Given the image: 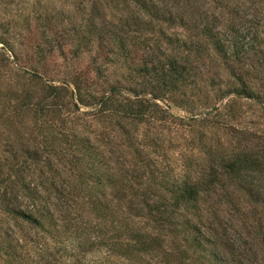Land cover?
<instances>
[{
  "label": "trees",
  "instance_id": "16d2710c",
  "mask_svg": "<svg viewBox=\"0 0 264 264\" xmlns=\"http://www.w3.org/2000/svg\"><path fill=\"white\" fill-rule=\"evenodd\" d=\"M28 1H33L32 4L26 3L31 4L30 13H34L36 5L40 2ZM221 1L224 0H125L130 8L127 15L124 16L123 10L118 7L112 28L106 32L100 31L94 24L93 15L99 10L98 0H64L65 3L57 15L59 17L67 13L68 22L62 21L59 28L56 24H51L53 19L51 14L45 16V20L43 16H37L34 19L37 30L46 40L37 46L36 51L32 47L34 50L32 54L41 55L44 52V45L48 46L49 51L52 52L59 48L70 71L67 73V78L61 81L62 85H57L54 80L48 83L43 78V74L36 69L28 71L18 67L17 74L26 79L27 89L16 92L8 89L7 93L0 91V100L3 99L1 102L3 109L0 108V110L13 109L8 113L15 117L32 112L40 134L45 132L41 135L40 145L34 148L27 146L26 150L13 149L8 152L11 159L9 157L4 159V165L8 166L10 171L8 181L15 179V182L11 183H18L20 191L17 195L11 191L13 193L11 195L7 189L8 186H5L0 193V216L9 219L20 230L27 226L31 227L36 234L29 238L24 233L13 232L12 225L6 230H0V256L12 258L14 261L23 258L22 253L27 254L28 257L33 256L34 253L37 254V245L42 236L49 248L53 246L54 250H57L46 249L43 251L44 254L40 253V256L44 257V264H73L74 262L71 261H75L76 264H93L86 259V255L94 254L96 250L102 248L107 249L110 255L118 248L126 261H133L140 253H147L154 239L148 236L141 237L139 233L134 235L135 233L130 229L127 230V234L129 237L133 235L130 242L134 243V240V245L130 243L123 245L122 236L118 235L120 244H117V248H113L108 244L109 231L107 227L105 229V226L103 230L97 229L94 240L90 242L87 240L92 233L88 234L89 223L83 222L78 217L80 208L74 212L73 207L80 206L79 192H82L88 202L84 205L86 206L84 209L93 207L90 216L92 221L103 223L107 221L109 207L105 208L100 196H89L82 191L93 188L99 181L103 182L110 178L107 173L111 170L110 165L104 162L101 152L106 150L111 153L110 148L114 147L124 154L131 152L137 154L140 147L154 149L153 146L158 141L157 136L154 135L151 142L142 144L143 137L136 139V132L130 135L127 125L136 127L152 122H163L166 117L159 102L165 103L168 99H173L177 106L189 107L190 111H194L210 102L209 93L212 91L224 92L222 83L216 85L215 80L208 76L206 70H211L208 60L222 68L223 74L230 71L229 74L234 79L228 82V87L231 88H225L227 90L223 93V98L234 94L238 99L244 97L256 102L261 101L260 99L264 100V82L262 81L261 85L263 91L260 92L254 80L255 73L259 70L254 66V61L252 62L255 58L258 59L257 63L264 66V32L254 34L245 29L235 30L232 26L228 28L229 30L225 29L223 10H219L223 9L220 7ZM64 6L69 7L64 8ZM217 10L218 13H216ZM40 22L45 24L41 25ZM165 26L179 29L181 34H170L164 29ZM20 27L16 25L17 30H22ZM150 33H157L159 36L154 40V36L151 38L147 36ZM98 34L99 43L95 39ZM66 42L70 47L68 51L61 45V43L66 45ZM0 44L6 45L9 49V51L6 48L0 50V54L5 55L4 61L8 65L18 66L16 62L19 54L15 48L18 45L17 42H11V38L3 36L0 38ZM95 45H98L99 49ZM29 49L26 46L23 50L27 52ZM23 50L19 51L20 54H23ZM96 50L108 56V65L117 63V66L127 73L125 75L127 86L111 85L102 93L93 90L96 88L93 86H98V83L89 82L88 86L86 80L87 77L90 78L92 68H77L74 61ZM99 71V77H96L98 80L103 70ZM84 77L86 80L82 81ZM36 95L41 96L38 97L37 102H34ZM71 106L78 109L80 106L91 109L95 120L104 119L105 122L110 121V123L117 120L118 132L113 131L112 136L107 133L102 134L100 138L92 140L91 136L88 138L70 136L68 131L70 124L67 126L69 121L62 122L58 125L60 129H55L51 123L55 121L52 117H61L63 111L70 112ZM160 113L163 116H160ZM70 121L73 123L74 120ZM125 137L129 146L120 141ZM145 153L150 155L147 151H141L138 159L143 174L138 178L126 179L124 192H132L137 197L136 200L145 195V204L141 208L137 205L130 207L141 213L148 211L145 216L151 217L157 228H163L175 219H172L167 211L161 210L167 207L166 202L153 203L152 206V203L147 201L149 200L147 195H152V191L159 190L162 185L157 179L155 168L151 169L146 165L148 163L141 159L145 157ZM212 154L213 152H207L208 156ZM70 156L75 160V164L72 163ZM217 158L216 163H213L215 162L213 160L209 166L208 177L213 181L210 179L207 183L202 181V186L213 184V189H217L220 181L227 178L230 183L240 189L243 185H249L251 189H243H246L250 196L262 190L261 187L259 189L258 186H253L252 181L255 183V174L260 173L257 169L263 167L264 158L252 153H246L245 158L237 154ZM77 163H80V167ZM24 168L29 170L30 175L22 183L19 176L25 175ZM146 177H150V182H144L143 179ZM201 184H190L188 178L177 182L171 181L167 185V191L176 200L177 209L184 206L187 211L192 210L193 213H198L197 204ZM100 187L103 186H98ZM96 193L99 192L96 191ZM118 193H122L121 190H118ZM118 200L122 201L123 196H120ZM226 203L231 205L230 201ZM135 217L140 216L135 215ZM209 219L212 223L208 227L197 226L193 228L192 233L188 235L186 233L184 243L190 250H202V253L208 255L210 264H260L257 261L259 258L251 255V252L244 255L238 251V248L233 247L236 244L244 245L241 238L232 241L229 246L232 247L230 258H220L218 247L225 242L227 236L225 224L221 220L216 222L217 218ZM171 226L174 230L185 228L186 231L187 229L190 231L192 229L189 222L186 224L188 228L174 222ZM258 235L263 238L264 244V235L261 232H258ZM132 237H134L133 240ZM180 252L184 256L187 255L186 250ZM261 259L264 257L259 261ZM97 261L98 258L95 262L99 263ZM100 264L105 262L102 261Z\"/></svg>",
  "mask_w": 264,
  "mask_h": 264
},
{
  "label": "rangeland",
  "instance_id": "374dc122",
  "mask_svg": "<svg viewBox=\"0 0 264 264\" xmlns=\"http://www.w3.org/2000/svg\"><path fill=\"white\" fill-rule=\"evenodd\" d=\"M1 1L0 38L8 36L11 38V42H17L18 45L15 48L19 57L16 62L18 66L8 65L4 61L5 55L0 54V91L7 93L8 89H11L12 92L27 89L26 79L19 77V74H17L19 68H24L28 71L36 69L43 74V78L48 83L54 80L55 84L62 85L61 81L67 78V73L70 70H68L69 68H67L64 62L60 49L57 48L52 52L49 51L48 46L44 45V52L38 56L37 54H32L34 51L32 47L36 51L37 46L46 40L39 30H37V23L34 21L37 16H43L45 20V16L51 14L53 18L51 24H56L58 28L61 26L62 21L63 23L68 22L67 13L59 17L57 15L65 3L63 2L64 0H34V2H40L36 5L34 13H30L33 1ZM26 2L31 4H27ZM221 3L222 5L220 7L223 9L219 10H223L225 29L232 26L235 30L238 28L241 30L245 29L254 34L257 32V34H262L264 32V0H224ZM118 7L123 10L124 16L127 15L130 9L127 3H125V0H98L99 10L93 15L95 27L103 32L111 29L116 12L119 10ZM216 13H218V10ZM29 16L30 21L27 22ZM43 24L45 22L41 23V25ZM16 25L21 26L20 29L22 30H17ZM164 29L173 35L181 34V30L177 28L165 26ZM156 31L159 32L157 29ZM147 36L149 38L154 36V40H156L159 34L150 33ZM95 39L99 43V34L96 35ZM67 44L69 43L66 42V45L65 43H61L63 49L65 48L68 51L70 47ZM1 45L4 44H0V50ZM26 46L28 49L31 48L27 52L23 50L26 49ZM95 46L99 49L98 45ZM258 46L260 47V44ZM22 50L23 54H20L19 51L22 52ZM107 58L108 56L106 54H100L96 50L88 55L82 56L77 61L74 59L75 67L82 69L92 68L93 71L90 78L87 77L86 80V77H84L82 81L86 80L88 86L89 82L98 83V86H93L96 87L93 88L96 92L102 93L108 90L111 85L127 86L125 76L127 73L121 70L117 66V63L108 65ZM93 59L95 61L94 64ZM257 60L255 58L252 60V62L254 61V66L259 70L255 73L254 80L255 86L262 92L263 88H261V85L262 81L264 82V66L257 63ZM207 62L211 68V70H206L208 76L212 80H215L216 85L222 83L221 87L224 89V92L217 93V91H212L209 93L210 102L203 104L194 111H190L189 107L181 108L177 106L173 99H168L165 103L159 102V106L166 117L163 122H152L151 124L136 127L130 124L127 125L130 129V135H132V132H136V139L138 137L139 140L143 137L142 144L151 142L154 135L157 136L158 141L153 146L154 149L151 147L149 149L140 147L137 154H132V152L130 154H124L120 150L117 151V147H114L113 149L110 148L112 154L106 150L101 152V156L105 159L104 162L110 165L111 170L107 172L110 178L103 182H97L93 188H87V190L82 191L89 194V196H100V200L103 201L105 208L106 206L107 208L109 207L107 221L105 223L102 221H92L90 216L93 207L84 209L86 208L84 205L88 202L82 192H79L80 206L73 207L74 212H77L80 208L78 217L83 222L89 223L90 230L88 234L92 233L87 237V240L92 242L94 240L93 238H95V233L103 230L104 226L109 231L108 244L113 248L117 244H120L118 243V235L122 236L121 242L123 245H126V243L134 245V237H132L134 243L130 242L131 236L133 235L129 237V234H127V230L129 229L135 233L134 235L139 233L141 237L148 236L154 240L148 247L147 253H140L133 261H126L123 253L117 247L112 255L107 252V249L102 248L96 250L94 254L90 253L86 255V259L93 264H100L102 261L105 264H210L206 253H202V250H190L184 242L185 237L193 232L194 227H208L212 223L209 219L211 217L217 218L216 222L217 220H221L225 224L224 229L227 236L225 235V242L218 247L220 258H230L232 247L229 246L237 238H241L244 245L236 244L233 247L238 248V251L242 252L241 254L247 255V253L251 252V255L253 254L255 257H258L259 260L264 257L263 238L258 235V232L264 235V159L262 160L263 167L257 169V172L260 173L255 174V183L252 181L253 186L261 187L262 190L259 193H254V196H250L246 192L248 189H251L249 185H243L240 189L230 183L227 178L220 181L217 189H213V184L211 186L209 184L202 186L201 184L202 181L205 183L209 182V179L213 181L212 178L208 177L210 175L209 166L213 160H215L213 163H216L218 160L217 157L219 156L237 154V156L245 158L246 153H252L264 158V100L260 99L261 101L256 102L255 100H247L244 97L238 99L234 94L226 95L223 98L222 96L226 92L225 90L231 88L228 87V82L234 79L229 74L230 71H226L227 74H223V69L218 67L217 64H213L209 60ZM99 70H103V72L100 75L101 78L98 80ZM40 96L36 95L34 102H37ZM178 98L180 99L181 97ZM2 100H0L1 109H3ZM11 110L13 109H10V111H6L5 109L0 110V193L1 191L3 192L5 186H8L7 189L11 195L13 193L17 195L20 191V185L18 183H11L15 182L13 178L8 181L10 171L9 167L4 165V159L5 157L11 159V155L8 152L13 149L26 150L27 146L34 148L40 145L42 141L41 135L45 132L43 131L40 134L39 127L36 125L35 116L32 112L15 117L8 113L12 112ZM69 110L70 112L63 111L61 117H52L55 119V121H51L55 129H60L58 125H61L62 122L66 123L69 121L67 126L70 124L68 129L70 136H79V138H88L91 136L92 140L94 138H100L102 134L107 133L112 136L113 131L118 132L119 123L117 120H114L113 123H110V121L105 122L104 119L100 121L95 120L92 116L94 112L83 106H80L79 109L71 106ZM160 116H163V114L160 113ZM70 120H74V124ZM120 141L129 146L126 137ZM141 151H147L150 154L145 153V157L141 159L143 162L148 163L146 165L151 167V169L155 168L157 179H159L162 185L159 190L154 189L152 195H147V198H149L147 201L152 203V206L154 205L153 203L166 202L167 207L161 208V210L167 211L172 216V219H175V221L167 223L163 228H157L152 218L145 216V213L147 214L148 211L141 213L140 211L132 210L130 207L131 205H137L138 208H141L145 204V195L139 200H136L137 197L135 194H132V192H124L126 179L138 178V176L143 174V171L140 170L141 166L138 164ZM207 152H213V154L208 156ZM70 158L72 159V163L75 164V160L71 156ZM77 166L80 167V163H77ZM24 170L25 175L23 177H21L22 175L19 176L22 183L30 175L28 169L24 168ZM185 177L189 179L190 184H201L200 197L197 204L198 213H193L192 210L187 211L184 206L177 209L176 200L167 191V185L171 181H182L186 179ZM143 180L144 182H150V177H146ZM3 182L4 185H2ZM100 185L104 188H98ZM145 186L149 185L145 184ZM164 187L165 189H163ZM118 190H121L122 193H118ZM213 190H217L214 191L216 193ZM96 191L99 193L97 194ZM140 193L142 192L140 191ZM224 194H229L230 196L227 197ZM120 196H123L122 201L118 200ZM227 201H230L231 205H227ZM135 215H139L140 217H135ZM0 221L2 224H0V230L2 231L12 225L13 232L24 233L29 238L36 234L33 228L28 226L22 227V232L18 226L13 225L5 217L0 216ZM173 222L174 224L180 223L183 226H186L189 222L191 223L192 229L190 231L187 229L186 231L185 228H180V230H177L179 229L177 228L175 229L177 232L171 226ZM156 239L158 240L156 241ZM48 242L51 243L52 241L48 240ZM37 246V254L33 252V256L28 257L27 254L22 253L23 258L19 259V261L0 256V264H44V257L40 256L43 251H46V249L57 251L54 250L53 246L49 248L46 245V240L43 239V236ZM39 249H41L40 252ZM181 250H186L187 255H182ZM57 254L60 257V254ZM96 258H98L97 262L99 263L95 262ZM259 260L257 261L260 264H264V259ZM71 262L76 264L75 261Z\"/></svg>",
  "mask_w": 264,
  "mask_h": 264
},
{
  "label": "water",
  "instance_id": "95a60500",
  "mask_svg": "<svg viewBox=\"0 0 264 264\" xmlns=\"http://www.w3.org/2000/svg\"><path fill=\"white\" fill-rule=\"evenodd\" d=\"M1 48H6L9 51V49L6 47V45H1Z\"/></svg>",
  "mask_w": 264,
  "mask_h": 264
}]
</instances>
